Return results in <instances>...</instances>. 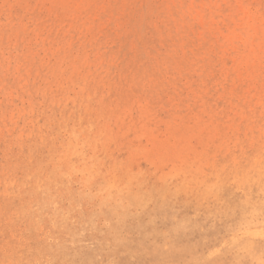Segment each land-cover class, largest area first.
I'll return each instance as SVG.
<instances>
[{
  "label": "rangeland",
  "instance_id": "obj_1",
  "mask_svg": "<svg viewBox=\"0 0 264 264\" xmlns=\"http://www.w3.org/2000/svg\"><path fill=\"white\" fill-rule=\"evenodd\" d=\"M0 264H264V0H0Z\"/></svg>",
  "mask_w": 264,
  "mask_h": 264
},
{
  "label": "bare ground",
  "instance_id": "obj_2",
  "mask_svg": "<svg viewBox=\"0 0 264 264\" xmlns=\"http://www.w3.org/2000/svg\"><path fill=\"white\" fill-rule=\"evenodd\" d=\"M249 234V233H248ZM248 236V235H247Z\"/></svg>",
  "mask_w": 264,
  "mask_h": 264
}]
</instances>
